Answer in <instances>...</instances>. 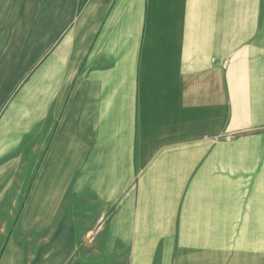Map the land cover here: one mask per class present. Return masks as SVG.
<instances>
[{
  "label": "crops",
  "instance_id": "crops-1",
  "mask_svg": "<svg viewBox=\"0 0 264 264\" xmlns=\"http://www.w3.org/2000/svg\"><path fill=\"white\" fill-rule=\"evenodd\" d=\"M244 1L0 0V264H264Z\"/></svg>",
  "mask_w": 264,
  "mask_h": 264
},
{
  "label": "rangeland",
  "instance_id": "rangeland-1",
  "mask_svg": "<svg viewBox=\"0 0 264 264\" xmlns=\"http://www.w3.org/2000/svg\"><path fill=\"white\" fill-rule=\"evenodd\" d=\"M244 5H247V7L250 8V1L247 0V1H244ZM71 236L72 234L69 233L68 235H60L58 234L57 230H55L54 232L51 233V238H50V242L48 244H45V245H34V251L33 253H35L37 255V259L39 258V260H33L32 262H29V264H43V255L47 253V251H51V249L57 245L56 243L57 242H60V243H64V242H68V241H71ZM58 238L56 241L53 239V238ZM59 245V244H58ZM61 246V244H60ZM62 249L67 252V253H70L71 255H73L74 252H76V250L70 245V244H67V245H62ZM83 251H87V250H83ZM69 258V257H68Z\"/></svg>",
  "mask_w": 264,
  "mask_h": 264
}]
</instances>
